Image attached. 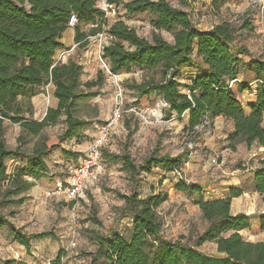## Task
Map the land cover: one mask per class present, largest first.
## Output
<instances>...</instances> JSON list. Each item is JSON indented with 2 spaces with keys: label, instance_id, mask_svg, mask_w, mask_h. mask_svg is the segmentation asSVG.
Here are the masks:
<instances>
[{
  "label": "trees",
  "instance_id": "trees-1",
  "mask_svg": "<svg viewBox=\"0 0 264 264\" xmlns=\"http://www.w3.org/2000/svg\"><path fill=\"white\" fill-rule=\"evenodd\" d=\"M118 1L108 0V3ZM225 1L213 2L219 7ZM122 7L128 14L152 13L153 27L172 30V41L155 32L148 39L122 20L107 23L97 0H0V197L11 201L12 195L27 188L30 181L24 176L34 179L44 176L49 171L44 155L52 147L46 143L35 146L25 164L13 173L11 185L3 189L2 184L9 176L6 160L19 155L18 145L13 149L6 146L5 120L37 133L45 125L57 123L62 116L65 126L58 135L60 139L78 138L87 124L86 119L75 114L76 107L81 99L93 94L86 88L98 82L81 83L82 66L75 60L55 61L57 51L63 48L61 38L69 28L71 14L76 16L78 24H93L90 34L101 32L102 25L106 26L109 38L102 45L100 56L112 74L133 68H158L159 80L143 79L129 87L139 96L152 90L158 92L168 103L167 114L174 112L181 116L187 112V129L194 131L207 117L223 116L232 125L226 136L229 147L234 149L239 142L247 146L264 145V58L240 57V53L249 55V50L235 43L238 29L230 21L199 29L185 9L173 6L168 0H127L122 2ZM78 24L73 27V39L81 48L87 42V34ZM183 67L191 70L185 85L188 93L179 89L176 78ZM241 72L250 74L256 85L255 100L248 111L229 85ZM46 84L53 85L56 103L47 107L42 119L34 121L25 116L31 115L30 96ZM103 147L101 160L102 155L119 160L121 170L131 181H137L141 173H150L156 165L165 171L183 166L182 153L151 154L136 163L126 149L122 153H108ZM259 163L250 171L252 187L264 197V159ZM175 186L182 191H201L196 183L178 181ZM241 193L239 187L230 186L227 194L219 198L204 199L199 195L196 202L208 224L189 245L162 233V220L156 209L166 199V193L141 196L135 190L116 191L124 200L125 213L132 219L131 234L129 237L121 233L93 236L97 248L91 253L90 264H264V239L251 241L240 234V230L251 226L250 216L245 212H230L232 198ZM258 220L264 229V215H259ZM3 223L5 219L0 213V224ZM45 237L56 238V235L51 230L27 234L13 228L14 240L25 247L29 246L30 239ZM206 241L216 244L219 255H207L198 249ZM4 264L27 263L12 258Z\"/></svg>",
  "mask_w": 264,
  "mask_h": 264
},
{
  "label": "rangeland",
  "instance_id": "rangeland-1",
  "mask_svg": "<svg viewBox=\"0 0 264 264\" xmlns=\"http://www.w3.org/2000/svg\"><path fill=\"white\" fill-rule=\"evenodd\" d=\"M123 1L127 0L117 3L97 0L107 23L122 20L148 39L155 32L172 41V30L153 27L152 13H125ZM168 1L185 9L199 29L223 20L230 21L238 29L235 43L243 44L249 50V55L240 53V57L246 60L249 56L264 58V7L260 0H227L219 7L214 0ZM77 24L69 25V30L64 33L63 48L57 51L55 61L75 60L82 66L81 83L98 82L86 88L93 94L81 99L76 107L75 114L86 119L87 124L80 130L78 138L60 139L58 135L65 126L62 116L57 123L45 125L37 133L5 120L6 146L13 149L18 145L19 155L6 160L9 176L2 184L3 189L11 185L13 173L25 164L35 146L46 143L52 147L44 155L49 168L44 176L38 179L24 176L30 181L27 188L12 195L11 201L0 197V213L5 219V223L0 224V264L12 258L27 264H90L91 253L97 248L93 236L121 233L129 237L131 234L132 219L125 213L124 200L116 191L130 193L135 190L141 196L166 193V199L156 209L162 220V233L169 239H181L192 245L208 224L196 202L199 195L209 199L223 194L225 187H239L242 193L232 198L230 212H245L250 216L251 226L240 230L244 239L263 240L264 229L259 226L258 216L264 215V197L253 191L250 171L264 159V145L252 143L247 146L239 142L234 149L229 147L226 136L232 125L223 116L207 117L194 131L187 129V112L181 116L174 112L167 114L166 108L159 105L162 98L158 92L152 90L139 96L129 87L143 79L159 80L158 68H133L112 74L100 56L102 45L107 42L106 26L102 25L101 32L90 34L93 24L79 23V28L87 34L86 44L79 48L73 38L67 37L69 33L74 34L73 27ZM190 75V68L183 67L176 77L182 92H189L185 85ZM238 76L231 87L245 109L246 97H251L256 87L253 82L247 83L251 81L250 74L241 72ZM52 91V84L35 89L30 96L31 115L25 116L34 121L42 119L47 107L56 103ZM115 111L119 112V117L109 126L103 150L122 153L126 149L136 163L151 154L182 153L181 170L190 183L200 186L201 191L179 190L175 186L179 180L172 171H165L159 165L153 166L150 173H141L137 181H131L121 170L119 160L102 155L98 178L80 196L69 199L56 193L57 183L64 180L70 167L80 162L88 144L100 134ZM13 228L27 234L51 230L56 238L30 239L29 246L25 247L14 240ZM198 249L207 255H219L216 244L211 241L204 242Z\"/></svg>",
  "mask_w": 264,
  "mask_h": 264
},
{
  "label": "built area",
  "instance_id": "built-area-1",
  "mask_svg": "<svg viewBox=\"0 0 264 264\" xmlns=\"http://www.w3.org/2000/svg\"><path fill=\"white\" fill-rule=\"evenodd\" d=\"M261 7H264V0H260ZM77 18L74 14H71L68 20L69 25H74ZM107 35V42H108ZM106 42V43H107ZM235 79L229 81V85L232 86ZM159 105L161 108H167L168 103L161 99ZM119 112L115 111L110 121L102 128L100 134L88 144L84 157L77 165L70 167L67 176L63 181L57 183L55 192L58 194H64L67 198L73 199L80 196L83 190L98 178V174L101 168V148L105 145L108 137L109 126L118 120ZM172 173L177 180L189 183V180L184 176L181 169L174 168Z\"/></svg>",
  "mask_w": 264,
  "mask_h": 264
},
{
  "label": "crops",
  "instance_id": "crops-1",
  "mask_svg": "<svg viewBox=\"0 0 264 264\" xmlns=\"http://www.w3.org/2000/svg\"><path fill=\"white\" fill-rule=\"evenodd\" d=\"M205 29H207V28H205ZM67 30H69V29H67ZM67 30H65V32L67 31ZM64 32V33H65ZM64 33H63V35H62V38H61V40L64 38ZM71 37V38H73V34H68V36L67 37ZM63 42V41H62ZM198 59V58H197ZM239 77V76H238ZM249 80H251L250 82H247L248 84H250V83H254V80H253V78H252V76H251V79H249ZM255 87H256V85H254ZM252 88L253 87H251V90H252ZM256 89V88H255ZM255 89H253V95L251 96V97H246L247 98V103H246V105H245V109H246V111H248L249 110V105L255 100V92H256V90ZM245 98V99H246ZM218 117V116H217ZM230 129H231V127H230ZM227 189H228V187H225V188H223V194H221V195H219V196H213V197H209V199H215V198H219V197H222V196H224L225 194H226V192H227Z\"/></svg>",
  "mask_w": 264,
  "mask_h": 264
}]
</instances>
